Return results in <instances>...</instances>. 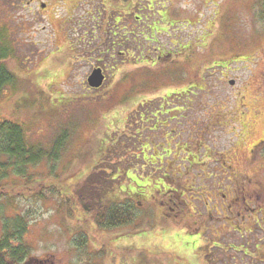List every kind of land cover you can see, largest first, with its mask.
Here are the masks:
<instances>
[{
  "label": "rangeland",
  "instance_id": "rangeland-1",
  "mask_svg": "<svg viewBox=\"0 0 264 264\" xmlns=\"http://www.w3.org/2000/svg\"><path fill=\"white\" fill-rule=\"evenodd\" d=\"M261 2L129 0L135 6L125 14L122 0H0V32L13 52L5 63L17 77L2 96L1 116L21 122L42 146L60 128L73 129L54 167L58 178L42 181L46 201L16 189L0 199V222L16 214L30 222L27 262L264 264ZM129 30L121 57L113 45ZM97 68L105 80L91 89L86 80ZM144 109L158 115L141 122ZM121 145L126 152L116 159ZM99 166L114 175L102 203H129L135 212L126 227L99 229L75 198L80 189L95 203L98 191L83 189ZM230 181L246 183L256 200L241 227L213 208L221 193L228 196L219 186ZM180 195L177 223L171 212ZM82 233L87 243L79 248Z\"/></svg>",
  "mask_w": 264,
  "mask_h": 264
},
{
  "label": "trees",
  "instance_id": "trees-1",
  "mask_svg": "<svg viewBox=\"0 0 264 264\" xmlns=\"http://www.w3.org/2000/svg\"><path fill=\"white\" fill-rule=\"evenodd\" d=\"M260 16L264 26V0L260 4ZM12 55L13 52L10 50V44L7 38L3 35V32H0V105L2 96L6 90L13 89L17 85L16 75L7 68L5 63ZM155 111H158V109H153L149 112H146L144 109L143 112H139L143 113L142 117H139L141 122H143L144 116H146V119H150L149 116L154 118L153 114H155ZM71 128L72 126H69L67 129L60 128V131H57L59 135L51 145H48L50 146L49 149L46 145L33 144L28 137V131L21 122L5 118L0 114V199L7 195L6 191H14L16 189L33 191L29 194V196H32V200L39 202L46 201L47 197L45 193L49 192V188L46 189L42 181L45 178H47L46 181L48 182L55 181L58 178V175L54 172V167L58 166L56 164L63 158V149L65 144L70 141V136L72 135L73 129L68 134ZM138 142L139 139L135 144H138ZM253 148L255 147L253 146ZM123 149L124 146L122 148L121 145V150ZM64 150H66V147ZM125 152L126 150L124 149V152L119 154L115 150L113 152L114 158H123ZM44 165H46V169L43 172H33ZM109 169H104V167L100 166L97 167L95 170L96 174L90 175L84 182L90 186L89 188L83 189L84 191H90L91 194L98 191L97 197L91 198L95 201L94 204L89 201V198L82 196V190L77 189L74 191L75 198L83 208L84 213L91 215L96 226L102 230L112 229V227H126L133 222L135 216V212L132 211L129 203L122 204L121 202H117L110 205H104L105 203H102V199L104 201L105 198L110 199L107 196L113 192L114 181H112V178L114 175L112 173L108 174ZM128 171L129 167L123 168L124 175ZM94 177L98 181H94ZM101 179H105L106 184L99 187L98 185H101ZM19 185L21 187L17 188ZM53 191L50 189V192ZM5 200L8 202L10 199ZM130 200L132 199L129 198V202H131ZM27 220L28 218L26 216L16 214L12 218L4 217L0 222L2 225L0 228V264H30V262H27L31 255L30 246L24 240V235L29 227L28 224H30ZM78 239L76 242L77 247L83 248L86 246L87 240L85 234H79Z\"/></svg>",
  "mask_w": 264,
  "mask_h": 264
},
{
  "label": "flooded vegetation",
  "instance_id": "flooded-vegetation-1",
  "mask_svg": "<svg viewBox=\"0 0 264 264\" xmlns=\"http://www.w3.org/2000/svg\"><path fill=\"white\" fill-rule=\"evenodd\" d=\"M121 4H122V6H124V8H126L125 10H123V13L126 12L127 14H130L131 13L130 11L132 10V7L135 6V3H129V0H122ZM139 4H140L139 1H136V6L135 7L139 8ZM135 18L137 20H140V17H138V16L135 17ZM120 22H121V20H120ZM130 34H134V31H130L129 30L127 32H124L122 34L121 39L119 41L117 40L114 43V45H113V49H118L119 51L117 52V54L119 56H121V57H124L126 55V53L128 52V50H129V43H130V40H131V38H129ZM133 37H136V35H133ZM134 41H135V39H134ZM262 142H264V140H262ZM257 145L258 144H256L254 147H257ZM224 181L225 180H223L222 183H225ZM228 184L229 185H227V184L225 185L224 184L222 186H219V188L221 187L220 190H222V191H219L218 193H221V192H223L225 190L228 193V196H226L225 193H221L223 200L221 202H219V203H218V201L214 202V204H213L214 207L213 208H215V211H216V213L218 215L225 214V215H229L230 217L232 216V218H230V225L231 226L241 227L242 219L243 220L246 219L245 215L247 213H253L257 209L255 207L256 206V200H255V197L253 196V194L250 193V189L247 188L246 183H242L243 187L240 186L241 184L240 185H236V182H234V184H233L230 181V182H228ZM247 193L250 194L249 197H246ZM209 196L212 198L213 194H210ZM181 197L182 196H180V197L178 196L177 197V201L173 202V205H172L173 212L170 211L171 212V217H172V214L174 215V222H177V217L175 216V212L181 214L180 213V211H181L180 206L183 205V203H184V200H182ZM139 199H140V195H139ZM199 201L201 202V200H199ZM203 205H204L203 209L205 210V204L203 203ZM164 212L162 214V218L163 219H165V217H164L165 213ZM237 217L240 218L239 219L240 220L239 221L240 225L235 223L234 218H237ZM232 231H235V230H232ZM250 233H252V232H250ZM176 236H177V239H175L176 243L185 244V242L183 241L184 240L183 238H186V237H179L178 233H176ZM180 238L182 239V241L180 240ZM189 248H190V245H189V247L186 246V250H188Z\"/></svg>",
  "mask_w": 264,
  "mask_h": 264
},
{
  "label": "water",
  "instance_id": "water-1",
  "mask_svg": "<svg viewBox=\"0 0 264 264\" xmlns=\"http://www.w3.org/2000/svg\"><path fill=\"white\" fill-rule=\"evenodd\" d=\"M104 80H105V77H104L102 70L100 68H97L91 72V74L88 76L86 82H87V85L89 88L98 89L103 85ZM229 84L233 85L234 82L231 81Z\"/></svg>",
  "mask_w": 264,
  "mask_h": 264
}]
</instances>
